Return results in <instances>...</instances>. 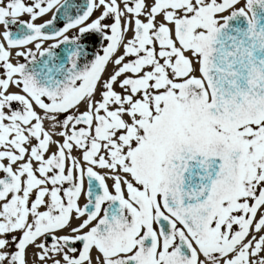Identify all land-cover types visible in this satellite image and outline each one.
<instances>
[{"label": "snow or ice", "instance_id": "6c2138e0", "mask_svg": "<svg viewBox=\"0 0 264 264\" xmlns=\"http://www.w3.org/2000/svg\"><path fill=\"white\" fill-rule=\"evenodd\" d=\"M0 264H264V0H0Z\"/></svg>", "mask_w": 264, "mask_h": 264}]
</instances>
